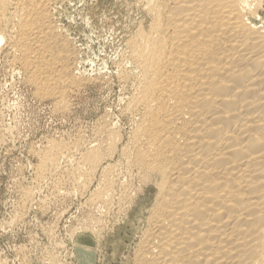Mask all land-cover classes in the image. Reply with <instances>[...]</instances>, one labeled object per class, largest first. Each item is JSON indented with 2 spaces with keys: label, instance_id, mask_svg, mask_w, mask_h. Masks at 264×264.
<instances>
[{
  "label": "bare ground",
  "instance_id": "6f19581e",
  "mask_svg": "<svg viewBox=\"0 0 264 264\" xmlns=\"http://www.w3.org/2000/svg\"><path fill=\"white\" fill-rule=\"evenodd\" d=\"M60 1L0 0V61L12 52L40 94L59 97L85 80L55 20ZM137 4L149 21L127 40L118 79L133 84L129 164L155 195L133 264H264V0ZM112 132L109 149L122 139ZM49 146L40 176L58 165L62 145ZM100 146L82 153L84 184Z\"/></svg>",
  "mask_w": 264,
  "mask_h": 264
},
{
  "label": "rangeland",
  "instance_id": "374dc122",
  "mask_svg": "<svg viewBox=\"0 0 264 264\" xmlns=\"http://www.w3.org/2000/svg\"><path fill=\"white\" fill-rule=\"evenodd\" d=\"M54 16L85 80L61 97L43 95L12 52L2 55L0 264H133L155 189L129 164L126 143L137 117L123 109L133 84L119 82L118 73L127 64V40L149 17L137 0H61ZM112 129L122 136L114 150ZM51 143L62 145V155L40 176V154ZM95 144L103 158L84 184L81 156ZM105 188L107 199L98 196Z\"/></svg>",
  "mask_w": 264,
  "mask_h": 264
}]
</instances>
